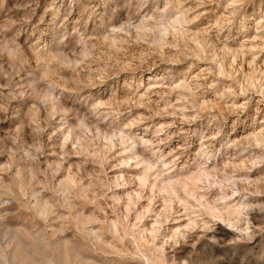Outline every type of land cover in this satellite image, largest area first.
Listing matches in <instances>:
<instances>
[{
    "label": "rangeland",
    "instance_id": "374dc122",
    "mask_svg": "<svg viewBox=\"0 0 264 264\" xmlns=\"http://www.w3.org/2000/svg\"><path fill=\"white\" fill-rule=\"evenodd\" d=\"M0 264H264V0H0Z\"/></svg>",
    "mask_w": 264,
    "mask_h": 264
}]
</instances>
